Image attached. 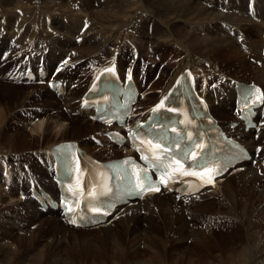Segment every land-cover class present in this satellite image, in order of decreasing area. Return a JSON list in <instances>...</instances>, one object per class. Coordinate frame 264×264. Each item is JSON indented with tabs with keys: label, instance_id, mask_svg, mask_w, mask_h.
I'll return each mask as SVG.
<instances>
[{
	"label": "bare ground",
	"instance_id": "bare-ground-1",
	"mask_svg": "<svg viewBox=\"0 0 264 264\" xmlns=\"http://www.w3.org/2000/svg\"><path fill=\"white\" fill-rule=\"evenodd\" d=\"M246 1L125 0V3L123 1L122 5H119L113 11L112 8L94 4L93 0H49L50 3L58 4L59 8L64 11V14H58L54 11V8L51 9L48 6L45 7V10L37 9L40 4L43 5V2L48 3L47 0H7V2L3 0L0 1V54L12 37L22 49L35 50L37 48L38 50L39 48L40 54L42 50H45L49 69L56 61H62L64 66L76 65V68H83L82 76L79 75L78 83H75L70 90L68 89L63 99L60 100L63 101L67 99L68 93L73 91L77 94L76 92L85 84L87 80H85V75L89 76L93 69L92 66H94L93 59H90L92 58L91 55L96 53L99 55L97 58L103 56L108 48L112 53L111 46L119 44L117 36L123 33L128 25L122 27L116 21L108 24L105 20L107 14L110 13V15L114 16V14L125 13L131 24L137 19L141 21L148 20L151 22V27L154 28L151 35L160 41L157 51L161 70H153L157 71L155 81L152 80L151 74V77H146L149 86L145 90L143 99L150 102L152 100L155 101L183 69H189L195 75V78L196 76L198 77V74L201 77L200 92L210 98L209 91H212L218 98L216 104H211V110L217 119L223 123L232 119L230 110L226 108L231 106L232 98L230 97L227 101L225 99L231 92L234 80L246 83L254 82L264 86L263 68L248 61L249 57L264 59V2L263 0L255 1L257 19L252 20L245 13ZM23 2L27 4L35 2L36 8L33 10L34 12H27L25 10L27 6L23 7L24 9L21 8ZM138 6L141 8L138 9ZM231 7H234V10L238 11L242 18L235 17V14L230 12ZM230 13L234 16H231ZM61 15L65 16L56 17ZM36 16L37 19H32ZM60 19H63V21L60 22ZM257 20L259 21L257 22ZM239 21H242V23H239L242 26L237 25ZM235 23L236 25L234 26ZM55 25L57 27H54ZM84 26V30L80 32V29ZM131 28L134 32L142 34L148 43L149 40L145 37L144 32ZM89 30L92 31L91 35L87 34ZM231 31H234V33L238 31L242 34L243 41L247 44V52L243 51L235 40L236 38L230 35L229 32ZM70 46L75 49L76 57L74 61L76 63L69 62L72 54V51L69 50ZM225 47H228L225 52L227 54L221 56V61H229L233 57L244 56L248 73H251V75L244 70L236 71V69L235 74L242 72L237 74L248 75L249 79H243L244 77L241 79L235 76L225 78L224 76L227 75L222 70H219L220 64L216 60L214 62L218 65L214 63L213 66L210 59H202L194 54L190 55L191 51L214 54L216 48L224 49ZM121 48L120 46L118 49V51L120 50L121 59H115L117 63L115 66L118 71L123 64V58L126 57L121 52ZM9 49L10 47L7 46L3 59L8 57ZM88 53H91V55ZM133 58L135 62L139 61L138 54H134ZM206 58L210 57L206 56ZM147 59L146 62L148 63ZM112 60L113 54L110 61ZM88 63L92 66L88 65ZM17 67L18 64L16 68L14 67V70ZM252 75L253 77H251ZM70 77L72 78V76ZM159 83L160 86L158 85ZM19 84L30 86L24 87L29 89V91H23V95L28 96H26L25 100H22L23 103L36 100L35 97H49L51 100L48 103L53 105L51 106L44 102L41 107L46 108H43L44 111L51 107L57 108L59 99H56L50 93L46 94L41 93L42 91L39 92L38 89L34 90L35 87L39 86L25 82H20ZM11 86L18 87L9 82H0V87L5 93H10L14 89ZM22 88L20 87L19 89ZM154 101L150 104L140 101L138 108L151 105ZM68 104L69 108L73 106V102ZM41 107L37 109L40 111L39 113L43 112ZM58 110L57 115L60 116L59 118L63 119L66 117L67 114L65 112ZM86 116L87 113L82 112L80 115H74L73 120H83L85 124H92L89 127H97L92 131L96 132L99 129V125L90 121ZM68 127L66 125L62 129L48 133L50 126L45 125L39 134L41 136L39 143H47L51 146L40 151L37 149L33 150L37 153L36 157L42 165L40 163L35 165V163L30 161V165H25L26 173L30 171L28 167L35 165L44 176L46 172H49L48 167L51 165L49 160V151L51 149H54L59 144L78 143L77 141H72L74 139H59L63 134L70 132ZM101 132H98L100 136L96 138L102 140V146L109 145L103 141L104 138ZM35 137L33 136L32 142ZM242 137L249 139L250 135L244 134ZM51 139L53 140L50 141ZM263 139L264 130L261 129L256 143L262 144ZM79 140L81 144L78 143L77 145L89 153L93 151H90L92 147V149L96 148L97 153L98 151L100 152V156L97 157L105 155L106 151L104 149L106 147L103 149L96 144L88 145L91 141L84 139V137ZM110 146L106 149L109 152L108 154L117 153ZM96 150L94 149V151ZM19 172L21 173V171ZM29 177L31 178L32 176ZM37 179H40L46 186L48 185L45 183L46 179L40 177H37ZM232 179H236L235 183L230 182ZM17 184L19 183L17 182ZM235 185H238V187H235ZM4 191L11 192L10 196H13L11 203L15 204V208L19 212L25 210V213H22L25 215L20 214L17 217L13 213L14 218L9 219L11 216L9 211L3 210L1 212L4 217L8 215V218L5 217L6 220L19 233V236L10 239L7 236L4 239L0 238V264H57L55 263L56 259H54L56 255L52 254L51 251L53 242L63 237L76 236L77 233L80 235H93L89 239L95 242L93 247L94 254L99 256L101 253L106 254V259L105 261L103 259H92L89 262H85L82 259L72 260L71 258L73 257L68 255L67 264H264V174L259 173L256 166L247 167L244 171L235 172L226 177L214 190L210 191L213 198L209 199V201L200 202L202 194L199 195L197 200L180 201L179 203L183 204V210L181 211L180 209H175L176 202L171 195H153L150 198L135 202L130 207H126L109 224L99 225L90 229L70 228L64 225L52 211L40 214L38 212L35 213V207L30 204L28 196L23 194L24 188L16 186L15 190L9 186V189ZM3 196L10 197L7 195ZM5 200V198L0 197V205L5 204ZM214 204L219 205L216 211L204 216L199 215L202 210L208 211ZM174 211L175 213H173ZM191 211L195 212L193 216H190ZM217 214H222L225 217L226 225L222 226L216 221L214 215ZM175 215H178L184 221L182 222L184 228L180 231H174L173 228L175 226H171L172 216ZM197 220H200V225L196 223ZM3 221L5 220L3 219ZM117 222L121 229L116 227ZM47 223V232L40 234V237L37 238L36 236L39 233H34L35 230L45 228L44 225ZM189 224L192 225L190 226ZM31 225H33L32 230ZM216 233L219 234L215 235ZM229 238H232L231 241L235 243L226 240ZM24 240L30 243L29 245L42 244L43 246L39 249L35 247L26 251L25 255L20 258L18 257L20 252L19 244ZM187 240L190 241L189 244H187ZM35 249L39 251L33 255L31 254V257H26L27 254L33 253Z\"/></svg>",
	"mask_w": 264,
	"mask_h": 264
},
{
	"label": "rangeland",
	"instance_id": "rangeland-1",
	"mask_svg": "<svg viewBox=\"0 0 264 264\" xmlns=\"http://www.w3.org/2000/svg\"><path fill=\"white\" fill-rule=\"evenodd\" d=\"M0 1H3V0H0ZM47 1H48V3L43 2V5L40 4V6H38L39 8H37V9L45 10V7L48 6V8H51V9L54 8V11L56 13L64 14V11H62V9L59 8L58 4H56L54 2L50 3L49 0H47ZM94 1H96V2H94ZM224 1H227V0H224ZM6 2H7V0H6ZM122 2L125 3V0H104V3H103V0H93L94 4L99 5V6H104L106 8H112L113 11H115V9H117L116 7H118L119 5H122ZM4 3H5V1H4ZM31 4L32 3L27 4V3L23 2V4H21V8H23V7L25 8L27 6L25 8V10L27 12L31 11L30 13H33L34 12L33 10H35V8H36V6L34 5L35 2H33L32 5ZM140 6H138V9L141 8ZM234 9H235L234 7H231L230 12L235 14V17L242 18L241 14H239L238 11L236 12V10H234ZM60 11H62V12H60ZM233 14L230 13L231 16H234ZM115 15L116 14H114V16L110 15V13L107 14L106 19H105L106 22L108 24H112L113 21H116V23H119L122 27H126L127 25L128 26L126 27V30H124L123 33H121L117 36V39L119 40V44H117L115 46H111L112 54H113V60L110 61V63L107 65H110V64L116 65L117 64L115 62V59L120 58V50L118 51V49L121 46L122 47L121 52L124 55H127L125 52V49H126V51L135 49V50L139 51L138 53L137 52H135V53H137V54L140 53V56L144 58L145 67H147L148 69L151 68V70H156V69L161 70L160 69V63H158V61L156 62L152 59V56H157L159 58V53L157 51V47H158V44L160 43V41L153 38V35H151V32L154 30V28L151 27V22L148 20H146V21L142 20L141 21V20L137 19V20L133 21V23L131 24L129 19L125 15V13H122V14H119L116 16ZM236 15H239V16H236ZM43 16H45V15H43ZM63 16H65V15L56 16V17H63ZM32 19H37V16L35 18L33 17ZM62 21H63V19H60V22H62ZM258 21L259 20H257V22ZM239 23H242V21L237 22L238 26H242ZM235 25H236V23L234 24V26ZM54 27H57V26L55 25ZM131 27H133L135 30H139L141 32H144L145 37L148 38V40H149L148 43L144 39L142 34H140L139 32H134V30H132ZM126 32H127V34H126ZM87 34L91 35L92 31L91 30L87 31ZM248 34H251V33H248ZM135 38H137V40H135ZM55 45H56V43H55ZM69 50L72 51L71 61H69V62L70 63H76L74 61V58L76 57L74 47L70 46ZM227 50H228V47H225L224 49H217L216 48L214 50V54H206V53H202V52L197 53L196 51H191L190 55L192 56L194 54V55H198L202 59H210L213 63V66H214V63H216V62H214V60H216L220 64L219 70H222V72L225 75H227V76H224L225 78H229L228 76H231V77L235 76V77H238L241 79L243 77H244L243 79H249L248 75L242 76V75L237 74V73H242V72H237L235 74L236 71H243V70L248 73L247 62H246L244 56H236V57H233L229 61H221V56L223 54H227V53H225ZM88 54L91 55V53H88ZM109 54H111V52H110V49L108 48L106 50L105 55L97 58V56H99V55L95 53V55H91L92 58H90V59H93L92 61L95 64V60L97 63L101 62L99 59H105ZM147 56H148V59H147ZM206 56H209L210 58H206ZM146 59H147V61H149L148 63L146 62ZM123 60H124V58H123ZM20 63L21 62H19V64ZM17 64L18 63H16L14 65L15 68H16ZM251 64H252V62H251ZM10 65L11 64H7V65H5V67H8ZM88 65L92 66L90 63H88ZM107 65H104L101 67H105ZM14 67H13V70H14ZM92 68H93V66H92ZM215 68H217V67L215 66ZM235 69H236V71H235ZM62 75H64V73H62ZM80 75L82 76V71H81ZM249 75H251V73ZM246 76H247V78H246ZM77 77H78V75H77ZM251 77H253V75ZM87 78H88V76L85 75V80ZM78 79H80V78L78 77ZM155 79H156V75L154 74V75H152V80L155 81ZM231 79H233V78H231ZM7 81L8 80H2V81L0 80V82H3V83L7 82ZM8 82H10V81H8ZM75 83L77 84L78 82H75ZM12 85H15V84L13 83ZM158 85L160 86V83ZM15 86H18V87L11 86L14 89H12L10 93H5V91L2 90L0 87V170H4L5 174L8 175L9 177L14 178L15 180L17 179L16 181L14 180L10 184V187L12 189L16 190V186L19 188H24L22 185L23 184V178L22 177L27 178V176H28V179H32L29 177V176H32L31 171H35L36 175L43 177V173L39 172V170L35 166V165H38L37 163L41 164V162L37 159V157H36L37 153H35V151H33V150L37 149L38 151H40V150L48 149L51 146L50 144H47V143H39V140H41V136L39 134L43 130L45 125L50 126L48 133H50L51 131L62 129L64 126L68 125L69 126L68 128H70L69 129L70 132L63 134L62 136L59 137V139H62V138L74 139L72 141H77L79 144H81V141L79 139L84 137V139H88L89 141H91L88 143V145H91V144L94 145V143L90 139L91 136H89V135L91 134L94 137H97V136L99 137L100 136L99 133L102 130H100V132L97 135L95 133L98 132V129L96 132H92L97 127H95V128L89 127V126H92V124L87 123L88 124L87 125L83 122V120H73L74 115H72L70 112V110H73V109L69 108L68 103H70L69 102L70 98L73 99V94H75V92L71 91V93L68 95V99L63 100L64 102L63 101L61 102L59 100L57 108L51 107L50 109L47 108V110L44 111V109H46V108L43 107L44 108L43 109L41 107V105H43L44 102L48 103L51 100L49 97H43V98L42 97H40V98L35 97L36 100H30L27 103L26 102L23 103L22 100H25L26 96H27V95H23L24 94L23 91H29V89H26L24 87H30V86H25V84H18ZM20 87H23V88L19 89ZM36 89H38L39 92L42 91L41 93H46V94L49 93L47 88L45 86L42 87V85H40L37 88L36 87L34 88V90H36ZM20 90H21V92H20ZM32 91H33V89L31 90V93H32ZM16 94H18V95H16ZM153 101L154 100H152L151 102L145 101L144 99L141 100L142 103L146 102V104H150ZM48 104L51 106L53 105L51 103H48ZM38 107H41L43 109V112L39 113L40 111L37 110ZM58 108L60 111L65 112L67 114L66 117H64L63 119L59 118L60 116L57 115ZM63 116H65V115H63ZM219 118H221V117H219ZM33 136H36L34 141H33L34 143L32 142ZM52 140L53 139H51L50 141H52ZM68 141H71V140H68ZM62 142H64V141H62ZM108 146L109 145L98 146V147H101L103 149L106 147L104 149V151H106V153H104L105 154L104 156H107V155L108 156H113V155L118 156L119 155L117 153L112 154V155L108 154L109 152H108V150H106V149H108ZM94 149L96 150V148L92 149V147H91V151L92 150L94 151ZM93 151H92V153H93ZM115 151L117 152L116 149H115ZM94 152L96 153V156H100L99 151H98V153H97V150ZM30 161L32 163H35V165L28 167V170H30V171H29V173H26V171H25L26 166L25 165L26 164L30 165ZM19 171H21V173ZM1 179L2 178L0 176V180ZM20 179H21V181H20ZM43 179H45V178H43ZM235 181H236V179H232L230 182L235 183ZM17 182L19 184H17ZM6 184L4 183V185H3L0 183V197L6 199L4 201L5 204L0 205V236H1L0 238H2V239H4L6 236L8 239L16 238L17 236H19L18 235L19 233L16 232L15 229L13 227H11L10 223L6 220V218H8V215H5V217H6L5 218L3 215H1V212L3 210L9 211L11 214L9 219L14 218L13 213L17 217H19L20 214L25 215V214H22V213H25V210H21V212H19V210L15 208V204L11 203L13 196L12 195L10 196V193H11L10 191H4V190L9 189V188H6ZM235 187H238V185H235ZM3 195H7L10 197H5ZM202 195H201L202 200H200V202L201 201L205 202L206 200L209 201V199L211 200L213 198V195L211 193L206 194V195L202 194ZM185 204H187V203H185ZM175 205H176L175 209H178V210L180 209L181 211L183 210V207H182L183 204L176 202ZM217 207H219V205L214 204V206L211 207L208 211L202 210L199 215L204 216V215H207L211 212H214V211H216ZM35 213H37L36 210H35ZM173 213H175V211ZM38 214H40V213H38ZM194 214H195V212L191 211L190 216H193ZM214 216H215L216 221L220 225L223 226V225L227 224L226 219L224 216H222V214H217ZM191 218H193V217H191ZM3 219L5 221H3ZM186 219L190 220L189 218H186ZM171 222H172L171 226L172 227L175 226L173 228L174 231H180L182 228H184V224L182 223L184 221L182 219H180L178 217V215L172 216ZM196 223L198 225H200L201 222H200V220H197ZM47 225H48V223L45 224L44 225L45 228H43L41 230L40 229L35 230L34 233H39V235L36 236L37 238L40 237V234L42 235L43 233L47 232L46 231ZM189 225L191 226L192 224H189ZM32 226L33 225L30 226L31 230L33 229ZM116 227L121 229V226L119 225L118 222L116 224ZM77 232H79V231H77ZM217 234H219V233H216L215 235H217ZM92 236L93 235H80L77 233L76 236L74 235L73 237H71V236L63 237V238L58 239L56 242H53V244H52L53 246H51V248H52L51 251H52V254L56 255L54 258V259H56L55 263L67 264V256L68 255L74 258V259L71 258L72 260L82 259L85 262H89L92 259H95V260L103 259L105 261L106 254L101 253L100 256L98 254H94L93 247H94L95 242L93 240L89 239ZM226 240L231 242V243H235L234 241H231L232 238H229ZM189 243H190V241L187 240V244H189ZM29 244L30 243H27V241H25V240L19 244L20 252H19L18 257L21 258V256L25 255V252L28 250H32L35 247L37 249H39V248H41V246H43L42 244H33V245H29ZM37 249H35L33 253L27 254L26 257H31L30 256L31 254L33 255L35 252H38L39 250H37Z\"/></svg>",
	"mask_w": 264,
	"mask_h": 264
},
{
	"label": "snow or ice",
	"instance_id": "snow-or-ice-1",
	"mask_svg": "<svg viewBox=\"0 0 264 264\" xmlns=\"http://www.w3.org/2000/svg\"><path fill=\"white\" fill-rule=\"evenodd\" d=\"M65 63H67V61H65ZM106 71H112V69H107ZM178 83H179V81H178ZM166 99H168V98L165 97V100ZM164 103H165V101L161 100L160 103L156 106V109H160V108L164 107ZM156 109H154V111ZM168 110L169 111H174V109H168ZM173 131H175V129H173ZM162 139H167V137L164 136V137H162ZM156 147L157 148H161V145L157 144ZM171 148H172V145H169L168 147L161 148L162 153H165L166 155H164L162 160L159 157L155 158V161L153 162V167H156L158 170L167 171L168 165H167L166 162L172 158L171 155H170V149ZM141 158L144 159V160H148L147 156H142ZM201 159H198L197 158V154L193 153L192 154V162L189 164V168H202L204 165L201 163ZM179 162H180L179 160L176 161V163H179ZM204 163H207V161H205ZM142 171H144L143 179L148 184V190L149 191H156V192L160 191V189L158 187H155L154 182L147 175V171L146 170H142ZM184 175L185 176H188V175L197 176V175H200V173L192 171V172H185ZM160 183H162L165 186H167L168 181L163 176H161ZM208 183H212L211 178L209 179ZM136 194L139 195L140 193H136ZM89 195H92V193H89ZM102 207L111 208L112 205L111 204H107V205H104ZM91 211L95 212V213H102L103 215H108L109 214L108 212H102V208H93V209H91ZM70 222L76 223L75 219H72Z\"/></svg>",
	"mask_w": 264,
	"mask_h": 264
}]
</instances>
